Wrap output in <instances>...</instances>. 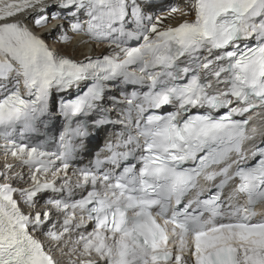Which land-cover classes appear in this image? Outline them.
I'll return each instance as SVG.
<instances>
[{
    "label": "snow or ice",
    "instance_id": "6c2138e0",
    "mask_svg": "<svg viewBox=\"0 0 264 264\" xmlns=\"http://www.w3.org/2000/svg\"><path fill=\"white\" fill-rule=\"evenodd\" d=\"M54 3L109 51L73 58L38 31L49 0H0V264H264V0Z\"/></svg>",
    "mask_w": 264,
    "mask_h": 264
},
{
    "label": "bare ground",
    "instance_id": "6f19581e",
    "mask_svg": "<svg viewBox=\"0 0 264 264\" xmlns=\"http://www.w3.org/2000/svg\"><path fill=\"white\" fill-rule=\"evenodd\" d=\"M49 1H54V0H49ZM29 22V21H28ZM56 48L65 53V54H72L74 57L80 58L81 56L85 55L86 51V46L83 45L82 41L78 38H72L68 43L66 44H55ZM97 50H101L103 48L109 49L108 45L103 43V44H96L95 46ZM64 48V49H63ZM58 259L61 261V264H65L67 262V257H61L59 254L57 255Z\"/></svg>",
    "mask_w": 264,
    "mask_h": 264
},
{
    "label": "water",
    "instance_id": "95a60500",
    "mask_svg": "<svg viewBox=\"0 0 264 264\" xmlns=\"http://www.w3.org/2000/svg\"><path fill=\"white\" fill-rule=\"evenodd\" d=\"M86 40H87V39H86L85 37H83V38L81 39L82 42H83V41H86ZM83 45L86 46V47H87V46H94V47L96 46V44L93 43V42H91V41H89V42L86 43V44L83 43ZM63 49H64V48H63ZM70 55H71V56H74V55H72V54H70Z\"/></svg>",
    "mask_w": 264,
    "mask_h": 264
}]
</instances>
